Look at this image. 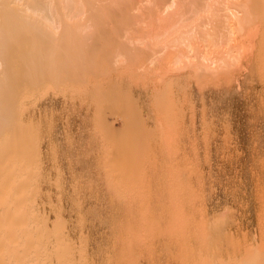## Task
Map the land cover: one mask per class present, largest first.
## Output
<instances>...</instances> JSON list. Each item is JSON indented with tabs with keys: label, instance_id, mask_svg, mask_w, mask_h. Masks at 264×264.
Segmentation results:
<instances>
[{
	"label": "rangeland",
	"instance_id": "rangeland-1",
	"mask_svg": "<svg viewBox=\"0 0 264 264\" xmlns=\"http://www.w3.org/2000/svg\"><path fill=\"white\" fill-rule=\"evenodd\" d=\"M156 1L154 4L159 3ZM100 6L105 8L104 3ZM122 7L119 8L123 14L127 9ZM103 11L98 22L88 14L84 23H80L92 27L85 31L87 34L81 31L76 43L69 39L62 42L63 46H68L63 52L71 47L66 53L70 54L67 59L71 56L72 60L61 56V62H51V68L47 66L43 74L36 75H33L36 62H19L16 73L22 89L15 98L18 115L4 123L7 115L1 112L0 132L8 127L11 132L13 126L18 134L19 130L24 136L31 134L38 154L28 153L29 157L33 156L32 161L28 155L24 158L20 155L21 145L9 143L13 137L10 139L8 135L13 132L0 133V137L4 136L0 139V254L4 257L1 264H17V261L19 264H33L34 261L35 264L33 253H21L26 246L21 236L22 221L17 223L14 216V223L11 219L8 223L5 217L11 213L5 210L6 203H11L14 195L18 196L21 191H16L19 185H14L13 181L18 182L17 179L25 175L29 180L28 184L24 183L27 185L23 187L22 197H27L29 207H34L36 213L46 215L45 218L48 215L49 231L54 229L57 217L63 219L64 235L72 243L75 264L259 263L264 255V75L259 73L254 57H247L241 69H234L229 76L217 81L180 73L179 85L166 91L173 94L167 97L172 100L171 106L176 104L170 111L174 113L172 117L177 118H170L171 123L165 126L166 120L162 118L167 112H163L161 106V112L157 105L154 107L161 102L156 95H161L158 93L161 90L164 94L163 86L157 85L152 74L148 76L146 68V72L143 69L142 72L138 61L131 63L130 57L131 61L124 55L125 47L119 45L120 35L127 29L126 22H130L126 19L131 16L126 17L119 11ZM87 47L92 55L87 54L90 51ZM121 52L130 62L121 57L122 63L114 65L113 57ZM31 75L35 83H31ZM153 94L159 101L153 99ZM167 115L170 117V113ZM154 125L156 130H153ZM5 172H11L15 180L9 176L11 180L6 179L9 184L4 182ZM30 187L34 190L31 198L27 196L33 191ZM9 189H13L12 199ZM19 202L23 205L20 203L22 206L19 204L15 209L12 202L9 209L24 210L23 199ZM8 226H14V230L12 236L11 229L5 238ZM44 243L43 250L50 257L54 237L47 238ZM20 246L22 250L17 249ZM16 252L26 259L19 257L18 260ZM258 253L261 258L254 256ZM49 259H45L44 264L56 263L54 258ZM43 260L36 262L41 264Z\"/></svg>",
	"mask_w": 264,
	"mask_h": 264
},
{
	"label": "bare ground",
	"instance_id": "bare-ground-1",
	"mask_svg": "<svg viewBox=\"0 0 264 264\" xmlns=\"http://www.w3.org/2000/svg\"><path fill=\"white\" fill-rule=\"evenodd\" d=\"M132 1L133 0H0V113L4 112L7 115L5 117L4 123L9 122L10 118L13 117V115H16V114L18 115L15 98H16V94L22 89V84L20 85L17 82L18 76H17L16 72L18 69L19 62H25L26 64L36 62V63H33V75H36L37 73L43 74V72L46 70V67L49 66V64L51 62H61L62 60H59V59H62L64 55L66 56V59H67V56L70 54H68L66 52L69 49H71V47L67 51L63 52V48H66V47L68 48V46H66V47L63 46L62 42L69 39L70 41H74L76 43V41L79 40V35H80L79 33H82L81 31H83V30L85 32L87 29H91V27H92L90 24L82 25L80 23H84L83 20L87 17L88 14H91L90 17L93 15L95 18L93 16H92V18H94V20L98 22L100 20V18L103 17L100 15V12L103 11L105 8L106 9L103 11V13H105V12L107 13L109 11L110 12H115V11L118 12L119 11V14H122V11L120 10L119 7L121 6V8H123L122 7V5H123V6H125L124 9H127V10L123 11L122 15H125V16L127 15L126 17L131 16V17H128L126 19V20L129 19L130 22H126V23H128L127 25H125L127 27V29L123 28L124 31L120 35L121 40H118L119 43L120 42L122 43V44L121 43L120 44L118 43V44L121 45L122 48L125 47L124 48V55H127L128 57L124 56L121 52L120 55H117V57L116 56L113 57L112 60H113V62H116L114 65H119L120 61H121L120 63H122L121 57H124L123 59H125V57H127L129 59V57H130V59L132 60L131 63H133V60H135L134 63L136 61H138L136 63L139 65V69L142 72H143V70H144V72H146V70H147L148 76H150L152 74L157 80V85L159 87L163 86L161 89L164 88L163 89L164 94H163V92H161L162 90L159 91L157 89L159 91L158 92L157 90H155L156 88L154 87L155 88L154 90L156 92H158L160 94L162 93V94L159 95L155 91H153V93L157 94L156 96H160V97H158L159 100L161 98V102H159V103L154 102L155 101L154 100L153 102L158 103V104H155V105L153 104V105H154V107L157 105L158 106V107L156 106L157 108H159L161 106L162 111L165 110L167 112L166 114L164 113V115H166V116H164L165 119L163 117V114L161 115V117H163L162 119L166 120L164 123L165 126L167 124L171 123L169 121H170V118H173L172 115L174 114L173 111H170L171 109H173L172 108L173 104L171 106L172 100H170V99L168 100V97H167L169 94L171 95L172 92L168 93L166 91L172 90L171 88L174 85H176V86L179 85L178 81H179L180 73L188 72L189 74H192L193 76H195L196 78H198L200 80L208 78L209 81H217V80H221L223 78V76L226 78V76L231 71H233L234 69H237V68L241 69L240 66H241L242 61L246 60V58L250 56V58L254 57L255 63L257 62L259 73L260 74L262 73L264 75V41H263L264 40V36H263L264 35V0H158L159 1L158 4H154L156 0H140V1L136 0L137 2H134V3H132ZM118 2H121V3L119 4ZM123 2L125 3V5ZM101 3L105 4V6H103L105 8H102V6H100ZM156 3H157V1H156ZM117 4H119L120 6ZM112 7H114V9H118V8L119 9L114 11V9ZM115 7H117V8H115ZM109 9H113V11H111ZM128 11H129V14H128ZM124 12H127V13L124 14ZM92 18H91V20H92ZM113 18H115V17H113ZM81 21H83V22H81ZM88 21H90V20H88ZM124 21L125 20H123V22ZM110 23H112V21ZM91 24H93V22H91ZM118 25H120V24H118ZM122 26L123 25H121V27ZM99 30H101V29H99ZM97 32H98V30H97ZM101 34H100V36H101ZM99 38H101V37H99ZM108 39L110 40L109 37H108ZM92 43H91V47L93 48ZM111 43H112V41H111ZM115 43L117 44V42H115ZM78 44H80V43H78ZM123 44H124V46H123ZM87 46H88V44H87ZM89 47H87L88 48L87 50L91 49V47H90V49H89ZM101 47H102V45H101ZM75 48H77V46ZM125 51H127L128 54H127V52L125 54ZM60 53H63V54L61 55ZM64 53H66V54H64ZM84 53L86 54L87 52H84ZM76 54H77V52H76ZM79 54H80V52H79ZM87 54L92 55L91 50ZM113 55H114V53H113ZM59 56H60V58H59ZM61 56H62V58H61ZM82 56H84V55H82ZM70 57H68L67 60H70L71 59ZM84 58H85V56H84ZM84 58H83V60H84ZM87 58L88 57H86V61H87ZM78 59L81 60V58H78ZM126 60L127 59H125V61ZM129 60H127V61L130 62L131 60L130 61ZM67 63H69V62L67 61ZM71 63H73V61H71ZM137 64L136 65L134 64L135 67L138 66ZM51 65H53V64H51ZM54 65L57 66L55 63H54ZM111 65L113 66V64H111ZM49 67H47V68H49ZM117 68H119V67H117ZM137 68H136V70H139ZM145 68H146V70H145ZM54 69H56V68H54ZM105 69H106V67H105ZM123 70H124V68H123ZM258 70H257V72H258ZM56 71L53 70V72H56ZM58 71H59V69H58ZM129 71H130V74L133 75L131 73V70H129ZM107 72H109V71H107ZM54 74L58 75L57 73H54ZM103 74L105 75L106 73H104V71H103ZM83 75H84V73H83ZM143 75H144V73H143ZM85 76H87V74ZM85 76H83V77L81 76V77L84 78ZM81 77L79 79H81ZM195 77H194V79H195ZM79 79L77 81H80ZM83 80H85V79H83ZM195 80H197V79H195ZM33 81L35 83L36 79L33 78V76L31 75V83ZM149 81H150V79L148 80V82ZM151 83H153V82L151 81ZM165 95H166V97H164ZM162 97H163V99L165 98L164 102H163ZM172 97H173V94H172ZM122 98H123V96H122ZM153 99H156L155 95H154ZM157 99H156V101H159ZM160 103L161 104L163 103V104L160 105ZM175 106H176V104L173 107H175ZM162 107H164V109ZM121 109H122V107H121ZM135 109H137V108H135ZM161 109L159 108L160 112H161ZM168 111H170V112H168ZM178 112H179V110H178ZM156 113H157V111H156ZM168 113H170V117L167 115ZM175 117L177 118V116H175ZM176 118H173V119L176 120ZM2 120H3V115H2ZM2 120H1V115H0V121H2ZM157 123H159V126H160L159 120L157 121ZM1 125H3V124H1ZM171 126H173V124ZM8 128H5L4 131L5 130L9 131ZM11 128L12 129H10V130H12V131L11 132L9 131V132L10 133L13 132V134L14 135L16 134V136H14L13 134L12 135L9 134L8 136H11L10 139H12V137H13V140H15L17 142L12 140V142H9L10 145H11V143H16V145H19L18 147H20V145H21L22 151L21 150H19V151H21L22 154H20V155H22L23 157L24 156L27 157V155H28V159H30L32 161L31 158L33 156H31V157H29V156H30V154H32V155L38 154V147L36 145V142L33 140L31 134H29V136H24L20 133L21 130L18 131V128H16V129L19 132V134L16 132V130L13 126ZM172 128H175V127H172ZM112 129L113 128L111 127V130ZM149 129H151V128H149ZM154 129L156 130L155 125H154L153 130ZM168 129H170V128L168 127ZM153 130H151V131H153ZM4 131H1L0 133L3 134L2 132H4ZM117 131L119 132V129ZM145 131H147V130H145ZM118 134H120V133H118ZM3 137H0V139L1 138L3 139ZM14 137H17V139H15ZM152 137H154V135H152ZM18 138H20V139H18ZM10 139L8 137L7 140L11 141ZM159 139L160 140L163 139V136L161 134L159 135ZM21 140H23V142ZM20 142H21V144H20ZM5 143H7V141ZM4 145H6V144H4ZM7 145H8V143H7ZM126 145H127V143H126ZM23 147H24V150H23ZM117 148L119 149V146ZM120 148H121V146H120ZM112 149H113V147H112ZM24 151H25V153H24ZM23 153H24V155H23ZM28 153H30V154H28ZM20 155H19V157H20ZM114 156H116V155L114 154ZM118 157H120V156L118 155ZM118 157H117V162L119 161ZM114 158L116 159V157H114ZM122 158H121V160H122ZM35 159H36V157L34 158V160ZM31 161H29V162H31ZM23 162L24 161L21 162V165H23ZM121 162L122 161H120V163ZM19 164L20 163L18 162V165ZM13 166L11 168H13ZM117 167L119 168V166H117ZM18 168H20V166L17 167V169ZM128 168H130V167H128ZM3 169H4V167H3ZM3 169L1 170V174H2V171H4ZM30 170L31 169H29L27 175H29ZM25 171H27V170H25ZM6 172L4 174V177L6 176V178H3V176H2L3 181L6 179H10L9 176L11 177V172H10V174H7ZM33 174H34V172H33ZM13 177L14 176H12L11 178H13ZM23 178H24V180H23ZM28 178L29 177L26 178V175H25V176H21L19 179H17L18 182L13 181L14 185H16V186L19 185L18 188L16 187V191H18V190L20 191V189H21V191H20L21 194L16 192L18 194V196L14 195L15 199H13V201H11V203L9 201V204L6 203L7 208H6V206H5L6 209L4 208L5 210H7V213L11 212L9 214L6 213L8 215V216H5L7 218L6 219L7 222L10 221L8 219H11L10 222L14 223L13 219L15 216L16 221L18 220L17 223H19L21 221L23 223L22 224L23 234L21 236H24L22 238H24V242H26V246H25V248L23 247L24 248L23 250H22L21 246H20V248L17 247V249L22 250V252H21L22 255H24L25 253H26V255L28 253H33V255L36 256L37 260H43L44 259L43 262H41V264H44L45 259L47 261L50 257H52L56 260L55 264H75V257H74V252H73V248H72L73 247L72 243L64 235V227H63L64 222H62L63 219L61 220L60 217H57L56 218L57 220L56 221L54 220L56 225L52 223L53 225H55V227H52L54 229H52V231H49L48 230V223L46 220V219H48L47 218L48 215L45 218L44 216H46V215L42 216V215L36 213L34 211L35 210L34 207L33 208L29 207L27 197L26 196L22 197L25 194L22 190H23V187L28 184L26 182L27 180H29ZM20 179L23 180L24 182L19 181ZM0 180H1V177H0ZM13 180H15V179L13 178ZM4 182H8V180H6ZM24 183H27V184H24ZM34 183L37 184V182H34ZM4 184H6V186H8L9 182H8V184L7 183H4ZM14 185L12 183V186L15 188ZM9 187H11V186H9ZM2 188H3V186H2ZM5 188H7V187H5ZM5 188H4V191H5ZM31 189L33 190V187L32 188L30 187L29 190H31ZM36 189H38V188H36ZM9 191H10V189H9ZM11 191L9 192L10 196L12 195ZM28 193H29V195H27ZM28 193H26V195L29 196V198H31V196H32L31 194L34 193V190L29 191ZM6 194H8V193L6 192ZM1 196L2 195H0V197ZM19 196H21L22 198ZM14 197L12 195V197H10V199H12ZM17 197L20 199H23L24 210L19 208L20 209V210L18 209L19 212H15L13 210V208H11V210H12L11 211L9 208L12 205V202L15 203V204H13V207L15 209H16V207L18 208L19 204L21 203V202H19L20 199H18ZM5 198H7V197H5ZM16 199H18V200H16ZM29 200H31V199H29ZM17 203H18V205H16ZM4 204H5V200H4V203H2L1 207H3ZM21 204L23 205V203H21ZM21 204H20V206H22ZM179 205L181 206V204H179ZM177 207H179V206L177 205ZM170 208H171V206H170ZM5 210L3 213L6 212ZM22 210L24 212V213L22 212L23 215L21 213ZM13 211L15 213H18L17 214L18 217ZM168 211H171V210L169 209ZM6 214H4V215H6ZM17 218H19V219H17ZM16 221H15V224L17 225ZM16 225H15V229H16ZM10 226L5 228L7 231V234L5 233L4 236L8 235L9 234L8 232H10L12 227H14V226H12V227H10ZM13 230L14 229H12V232H10L11 236L13 234ZM17 231L19 232L20 230L17 229ZM178 231L179 230H177V232ZM6 237L7 236H5V238ZM51 237H54V243H53L54 246L52 248V251L50 252V257H49V255L45 253L46 251L43 250L42 245L47 238L50 239ZM197 240H198V238H197ZM8 242H9V240H8ZM4 244H5V240H4ZM1 245H3V244H1ZM2 247L4 249L5 246H2ZM6 248H7V246L5 247V249ZM15 250H14V252H15ZM255 250L256 249H254V251ZM263 251H262V253H264ZM1 252H2V250H1ZM78 252H80V251H78ZM251 252H253L252 249H251ZM256 252H255V254H256ZM2 253H5V252L3 251ZM47 253H49V251ZM248 253H246V255H248ZM260 253H261V251H260ZM262 253H261V255H262ZM0 255H1V257H0V260H1L0 264H1L3 254H0ZM22 255L18 254L17 259L19 260V257H22ZM81 255H82V253H81ZM251 256H253V254H251ZM254 256H258L259 258H261V256H259V253H258V255H254ZM23 257L26 259L25 256H23ZM28 257L30 258V256H28ZM258 257H257V260L259 261L260 259H258ZM263 258H264V255H263ZM263 258L261 259L262 261H259L260 264H262L261 262L264 261ZM36 259H35V264H37ZM80 259L82 262H84L83 257ZM80 259H78V260H80ZM4 262H6V261H4ZM50 262H51V260H50ZM251 263H252V261H251ZM255 263L259 264L258 262H255ZM17 264H19L18 261H17ZM20 264H22V263H20ZM33 264H34V261H33ZM47 264H53V262L52 263L47 262ZM247 264H250V263H247Z\"/></svg>",
	"mask_w": 264,
	"mask_h": 264
}]
</instances>
